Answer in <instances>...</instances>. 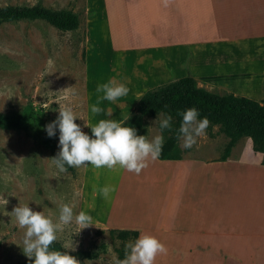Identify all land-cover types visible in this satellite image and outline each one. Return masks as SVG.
Segmentation results:
<instances>
[{"label":"rangeland","instance_id":"1","mask_svg":"<svg viewBox=\"0 0 264 264\" xmlns=\"http://www.w3.org/2000/svg\"><path fill=\"white\" fill-rule=\"evenodd\" d=\"M37 2L56 11L75 13L78 25L71 30H60L42 18L0 23V114L21 112L31 104L46 126L57 118L60 104L66 102L65 95L75 89L77 95L71 99V106L79 118L74 122L91 136V129L86 124H96L100 119L126 120L135 111L145 90L175 80L184 71L185 75L192 74L188 66L181 65L180 72L166 68L164 80L155 78V69L148 68L153 62H145L141 58L142 52L128 48L125 22H118L121 30L111 32V24L102 13V0H0V8L32 6ZM129 23H137L136 28H140L142 22ZM234 45L231 46L233 51ZM185 56L187 65L189 54ZM236 56L235 52L222 56L218 53L211 60L214 63L225 58L235 61ZM235 64L231 70L234 74L237 71ZM198 72L201 74L199 69ZM199 78L195 79L197 86L208 91L219 95L231 92L226 90L227 84L206 83ZM113 79L124 84L129 89L128 94L115 102L101 100L98 107L102 111L93 114L91 105L103 95L96 92V87ZM230 81L228 78L223 80L225 83ZM262 93L260 90L258 95L262 96ZM109 111L111 116L107 115ZM160 118L161 113L143 118V135L149 140L161 132ZM205 131L206 134L197 137L196 144L188 149L182 146L179 136L177 144L186 156L184 160L201 163L219 160L228 138L219 125H209ZM42 137L41 132L32 127L0 126V264H16L29 259L22 250L24 229L18 227L11 214L14 206L28 204L32 210L43 211L46 215L51 211L55 214L54 219L58 217L61 202L74 204V213L80 212L85 165L60 173L52 165L50 150L43 144ZM52 140L58 153L59 131L55 130ZM244 140L238 146L237 143L234 145L233 155H242L246 148ZM214 166L238 185L240 192L230 193L227 216L231 221L235 217V223L245 214L244 227L250 232L247 237L241 236L236 223L233 230L229 229L234 234L230 235L228 243L223 239L217 241L215 236L212 238L208 230L192 234L191 226L198 219L189 218V200L196 204L191 206L194 211L205 200L204 188L209 189L211 182L210 177L207 179L210 169L206 165L149 160L148 167L137 175L124 169L113 171L90 164L88 181L94 182L98 195L94 209L104 221L129 224L137 220L139 225L155 227L159 220L167 225L164 236L172 243H180L181 246L173 245L175 252L188 257L173 259L172 264H232L233 260L238 264H264V204H252L253 198L242 192V189L247 192L251 186L253 188L255 181L252 177L247 179L237 175L244 173L245 164L243 170L242 165L235 168ZM249 183L251 185L247 186ZM110 185L115 186V191L105 200L98 189ZM207 204L205 202V207ZM252 206H257L259 212H254ZM93 224L76 233L78 226L73 222L63 233L57 234L55 242L63 251L67 250L63 247L65 244L73 243L75 250L68 249V253L84 250L97 254L92 259L78 257L80 264H113L116 248L121 242L110 235L108 227ZM152 231L157 234L158 229ZM185 245H191L192 251Z\"/></svg>","mask_w":264,"mask_h":264},{"label":"crops","instance_id":"2","mask_svg":"<svg viewBox=\"0 0 264 264\" xmlns=\"http://www.w3.org/2000/svg\"><path fill=\"white\" fill-rule=\"evenodd\" d=\"M102 13L111 24V32L121 30L118 22H125L128 48L131 51L142 52L141 58L145 62H153L148 68L155 69L154 74L157 76L155 78L164 80L166 68H171L172 71L176 69L177 72L181 65L188 66L195 79L200 77L199 80L206 83H223L220 85H228L226 90L231 91L229 93L249 97L264 104V94L258 95L260 90L264 92V0H167V2L165 0H102ZM129 22H142L141 29L136 28L137 23ZM232 45L236 47L235 51L231 48ZM234 52L237 53L235 61L222 58L223 61L214 63L211 60L215 54L219 53L222 56ZM186 54H189L187 65L184 63ZM234 64L237 68L235 74L231 72ZM182 76H185V71L183 74L180 73V77ZM227 78L232 82H223ZM242 139H245L246 148L240 157L233 155L235 149L233 151L231 149L230 154L232 153L233 156L229 154L225 160H207L201 163L196 160H184L186 156L182 153L180 159H159L169 160V163L178 165L188 163L194 166L206 165L210 169L207 171V179L211 178L210 187L204 188L205 200L202 201L201 207L197 211L192 210L191 206L196 204L193 200H189V218L198 219L191 226L192 234L206 233L208 230L212 238L215 236L217 241L223 239L228 243L230 235L234 234L229 229L233 228L235 223L242 237L250 234L244 227L245 214L243 219H238L235 223V217H232L231 221L227 216L230 193L240 192L237 183L229 181L227 174L224 175L214 166L225 165L226 168H235L242 165V169L245 164L244 173L239 172L237 175L247 179L252 177L255 185L247 192L242 189V192L253 198L252 204L260 203L262 206L264 204L263 154L253 150L250 137L240 138L236 142L237 146ZM89 166L90 164H86L84 168L79 197L80 211L90 215L93 223L103 227L138 230L139 235L148 231L157 237L168 251L167 254L158 255L155 264H172L173 259L188 258L175 252L173 245L181 246V244L172 243L164 236L168 226L160 223L159 220L156 221L157 226L151 228L139 225L137 220L128 224L100 219L101 216L94 209L98 199L95 185L94 182L88 181ZM250 185L251 183L247 186ZM205 202L208 203L206 207ZM251 209L259 212L257 206H252ZM253 219L257 221L255 216ZM152 229H158L157 234ZM185 246L192 251L191 245ZM232 264L238 262L233 260Z\"/></svg>","mask_w":264,"mask_h":264},{"label":"clouds","instance_id":"3","mask_svg":"<svg viewBox=\"0 0 264 264\" xmlns=\"http://www.w3.org/2000/svg\"><path fill=\"white\" fill-rule=\"evenodd\" d=\"M167 2V0H165ZM51 63V61H50ZM70 88V87H69ZM99 96L97 103L91 105V112L99 114L102 109L98 107L101 100L115 102L118 98L126 96L129 89L116 80L100 84L96 87ZM77 95L72 89L65 95V103L60 104L57 118L45 126L49 137L55 135L59 129V151L51 158V163L60 173L66 172L65 167L79 168L91 164L95 168L106 167L109 170L124 169L139 175L148 167L149 160L155 161L161 155L164 144L163 130H171L172 116L161 114L159 120L160 133L151 140L145 135H138L133 127L125 126L126 120L100 119L96 124H86L92 135L81 130L80 125L74 121L79 118L71 106V99ZM139 99V98H137ZM112 112L107 115L111 116ZM182 122L179 127L182 146L192 148L197 137L206 134L209 120L205 117L198 119V110L190 107L179 113ZM115 191V186H104L98 189L105 199ZM7 201H5V204ZM74 204L61 202L58 205V217L51 211L46 215L43 211H34L28 204H18L12 209V216L19 228L24 229L22 239L23 253L31 264H80V261L68 253V249L75 250L73 243L65 244L66 251L52 250L50 246L58 239V233H63L66 226L75 222L78 233L81 229L94 225L92 217L80 211L74 213ZM166 246L155 236L141 232L134 241L125 245V258L113 257V264H155L158 255L167 254Z\"/></svg>","mask_w":264,"mask_h":264},{"label":"trees","instance_id":"4","mask_svg":"<svg viewBox=\"0 0 264 264\" xmlns=\"http://www.w3.org/2000/svg\"><path fill=\"white\" fill-rule=\"evenodd\" d=\"M47 20L60 30H71L77 27V15L71 11H56L41 5L40 2L32 6H4L0 8V23L20 19ZM194 107L198 110V119L207 118L209 125H219L221 131L227 136L223 153L219 160H225L234 146L242 137H250L254 151L263 154L264 164V104L245 96L228 93L219 95L197 86L192 75H185L176 80L157 85L144 91L140 97L136 109L125 121V126L133 127L138 135H143V118L154 117L159 113L172 116L171 130H163L164 144L158 159H180L181 150L177 140L180 136L179 127L182 116L179 114L186 109ZM0 126L5 128L32 127L43 135L42 142L50 150L54 157L57 152L52 136L49 137L45 130V121L41 115L28 104L21 112L0 114ZM159 126V124H158ZM160 129V128H159ZM56 131H59L56 128ZM161 131V130H160ZM68 170L72 167L65 165ZM113 238L120 240L116 248V258H125V245L129 241L138 238L139 231L125 228H109ZM50 248L63 251L57 242ZM78 258L92 259L97 256L95 252L77 250L69 253ZM30 259L16 264H28Z\"/></svg>","mask_w":264,"mask_h":264},{"label":"bare ground","instance_id":"5","mask_svg":"<svg viewBox=\"0 0 264 264\" xmlns=\"http://www.w3.org/2000/svg\"><path fill=\"white\" fill-rule=\"evenodd\" d=\"M135 72V71H134Z\"/></svg>","mask_w":264,"mask_h":264}]
</instances>
